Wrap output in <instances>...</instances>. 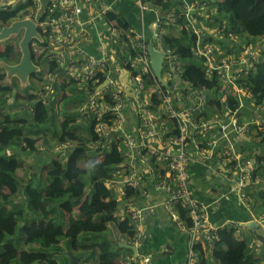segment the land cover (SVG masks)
Here are the masks:
<instances>
[{"label":"built area","instance_id":"1","mask_svg":"<svg viewBox=\"0 0 264 264\" xmlns=\"http://www.w3.org/2000/svg\"><path fill=\"white\" fill-rule=\"evenodd\" d=\"M164 1L0 0V11L16 10L35 23L39 37H33L32 46L42 55L40 63L46 61L44 90L27 100L26 107L33 110L35 102L50 104L56 86L76 85L88 97L78 110L93 121L98 136L88 147L101 152L99 160L113 147L123 157L104 182L120 199L127 197L128 188L139 193L117 212L121 219L129 217L135 227L132 241L122 243L136 245L137 255L131 252L123 264H155L154 256L139 247L143 218L159 206L169 212L186 239L181 264H198V246L205 252L211 249L219 240L220 228L232 229L244 239L241 231L246 221L213 223L209 209L233 198L255 217L257 203L250 193L264 190V150L257 144L264 136V112L255 104L249 83L264 51V34L259 36L260 46L238 39L225 19L218 20V0L214 7L209 5L211 0H176L167 13ZM133 6L135 19L129 14ZM110 12H122L132 26L120 28L118 20L107 17ZM165 25L189 31L194 37L193 56L207 77L216 75L215 84L184 78L189 61L163 44ZM131 43L139 49L136 55L129 49ZM149 43L163 53L160 77L151 66ZM72 145L66 140L53 151L63 152ZM196 169L204 173V184L216 191L207 193V201L195 184ZM158 195L162 202H153ZM180 209L188 212L190 225ZM258 223L264 226L263 218Z\"/></svg>","mask_w":264,"mask_h":264},{"label":"trees","instance_id":"2","mask_svg":"<svg viewBox=\"0 0 264 264\" xmlns=\"http://www.w3.org/2000/svg\"><path fill=\"white\" fill-rule=\"evenodd\" d=\"M211 1L209 5L214 7L216 0ZM176 5V0L164 1L163 12L167 13ZM217 6L218 20L225 19L238 39L245 44L249 42L254 46L261 45L254 38L264 34V0H218ZM177 12H180L179 8ZM162 16L163 19H168L165 15ZM107 17L118 20L120 28L132 26L122 12L120 14L110 12ZM22 18L24 15H19L16 10L0 11V30L12 21ZM179 18V22L184 26L182 16ZM165 29L163 44L176 49L182 59L189 61L183 73L184 78L195 84L208 86L215 84L216 75L207 77L201 63L193 56L194 37L188 33L189 31L185 27L182 29L172 25H165ZM22 36L12 43L0 42V47L3 46L0 48V61L10 64L20 61L22 53L19 42ZM30 49L34 62L40 65L42 55L34 52L32 42ZM129 49L133 55L139 50L136 43L129 44ZM119 54L121 59L126 58L124 54ZM49 72H53V67ZM45 74V71L39 70L29 77L31 79L39 77L42 80L39 89L41 92L44 90L42 88ZM6 75L5 72H0V94L13 96L16 85L6 84ZM249 83L255 104L261 106L264 112V51L260 53V61L255 73L250 76ZM67 89L72 95H63L66 110L59 131L52 126L55 100L48 105L36 102L33 110L27 108V111L32 113L34 122L26 127V133L23 127L17 126L25 122L19 114L16 115L17 118L9 113L0 114V264H70L69 252L79 259L77 264H123L111 249L106 231L112 226L126 237V241L131 242L134 238V224L129 217L121 219L117 212L122 203L130 201V198L138 196L139 193L128 188L127 197L120 199L104 183L107 178L112 177L123 157L120 151L113 147L105 150L103 159L99 160L101 152L88 147V142L98 139L93 121L78 110L88 97L74 84H63L58 92ZM26 91L29 99L35 96L27 89ZM72 91H75L74 94ZM79 117L84 122L78 124ZM70 121L76 123L70 126ZM85 124L88 129L87 142L76 134L78 128L85 127ZM43 129H48L55 135L61 131L59 142L69 140L74 142V145L63 152L53 151L52 146L38 147L37 136ZM258 142L257 144L262 145L264 136ZM86 154L90 156L88 167L82 165ZM32 156L44 157L47 167L45 178L42 177V169L30 173L32 164L28 159ZM22 157L26 160H22ZM22 165L29 171L24 186L22 183L24 179L17 172ZM213 192L216 194L214 189ZM197 193L199 194V191ZM250 194L257 203L255 207L261 205L262 212L264 190H254V193ZM202 195L205 201L210 198L208 194ZM224 200L225 198L218 202ZM180 214L190 225L188 212L180 209ZM19 220L22 224L18 230ZM17 232L19 235L15 237ZM217 234L219 240L211 249H207L212 264H255L253 247L245 238L240 239L227 227L220 228ZM85 237L91 241L90 244L79 241ZM29 244L32 249L22 248ZM198 248L201 252L198 264H209L205 250L201 245ZM119 249L132 252L131 249L124 247Z\"/></svg>","mask_w":264,"mask_h":264},{"label":"crops","instance_id":"3","mask_svg":"<svg viewBox=\"0 0 264 264\" xmlns=\"http://www.w3.org/2000/svg\"><path fill=\"white\" fill-rule=\"evenodd\" d=\"M135 10L136 7L133 6L129 13L134 19ZM28 162L32 164V171H30V173H35L37 169H42L43 175L46 173V170H44L46 164L44 157L32 156L28 159ZM195 172L194 181L197 186L202 188V193L207 194L210 193V191H213L208 185L204 184V173L199 174L197 169ZM149 200L153 201L154 198H149ZM162 200V196L158 195L153 202H162ZM244 219H246L244 211L238 207L232 199H225L224 201L218 202L214 207L209 209V220L213 223L215 221L224 222L226 220L243 221ZM143 229L144 237L143 244L139 247L140 251L152 254L154 256L155 264L182 263L186 251V239L171 219L169 212L163 206L155 208L153 214H147L144 216ZM247 229L255 238V240L248 241L249 245L253 247V256L255 258L264 257V243L259 242V237L256 232H252L249 228ZM111 230V233L106 234V238L112 242L110 246L111 249L116 255H120L119 258L123 261L124 257L130 254L127 251L119 249L123 247L121 246L122 242H127L125 239L126 237L112 227ZM108 231L110 232L109 229H107L106 232ZM241 236L247 240L244 232H241ZM69 255L71 262V257L74 255H72L71 252H69ZM206 256H208V252H206Z\"/></svg>","mask_w":264,"mask_h":264},{"label":"rangeland","instance_id":"4","mask_svg":"<svg viewBox=\"0 0 264 264\" xmlns=\"http://www.w3.org/2000/svg\"><path fill=\"white\" fill-rule=\"evenodd\" d=\"M23 35V31H21V33L17 34L15 36V34H11L10 35V38L6 39L5 41H1V42H7V41H11L10 43L12 42H15L16 39H18L20 36ZM3 47V46H2ZM0 47V48H2ZM7 65L8 62L6 61H0V72H5L7 75H6V79H5V83L6 84H15L16 85V88H15V91H14V95L13 96H5L6 94H0V114H5V113H9L10 115H13L17 118V114L20 115L21 118L24 119L25 122H23L22 124L20 125H17V126H21L23 127V129H25V133H26V127L29 126V124L33 123V118H32V113L27 111V107H26V104H25V99L28 98L27 96V91L26 89L29 91V93H39V89L41 88V85H42V80H40L39 77H36L34 79H31V78H28V80L26 81H20L17 77L18 76H14V75H11L7 69ZM45 65H46V61L45 60H42V62L40 63V67L38 69H41L42 71H45ZM43 79V78H42ZM67 92L68 93H64L65 95H72V93L67 89ZM73 94L75 91H72ZM64 94H62L61 92H58V94L55 96V99H59V101L55 102L54 105H53V111H52V115L54 117L53 119V125L54 128L57 129V131H59V129L61 128V124L62 122L64 121V112L66 110L65 108V96H63ZM54 99V100H55ZM77 123H82L84 122V120L79 117V119H77ZM76 122L75 121H70L69 122V125L72 126L74 125ZM86 126H80L78 128V130L76 131V134L79 135V137H81L82 139H85V141L87 142L89 140L88 138V132H87V124H85ZM61 132V131H60ZM60 132L58 133V135H55L53 132H51L50 130L48 129H43L40 131V134L37 136L38 138V147H42V148H48L50 146L54 147L55 145H59L61 143H65L64 142H59V135H60ZM263 142V141H261ZM262 146H263V150H264V143H262ZM90 155V154H89ZM25 159V157H22V160ZM26 160V159H25ZM82 165L84 167H88V161H90V156H88V154L85 155L84 159L82 160ZM45 170H47V167L44 168ZM18 175L24 179V181H22L23 183V186L25 185V181L27 179V176H29V171L26 170V166L25 165H22L19 170H18ZM44 173V172H43ZM46 176V173L43 175L42 174V177L45 178ZM226 199H232L233 198H226ZM20 206V205H19ZM242 213V212H241ZM255 214V217H251L248 212L244 211V215L246 216V218H250V220L254 219L256 220L257 222L259 220H261V218H263L264 220V207H262V212H261V205H259V207L257 208L256 207V212L254 213ZM262 214V215H261ZM261 215V216H260ZM261 217V218H260ZM21 224H22V221L19 220V224H18V230L20 229L21 227ZM111 227L112 226H109V230L110 232H106V234L108 233H111ZM115 229V228H114ZM116 230V229H115ZM241 232H244V235L245 237L247 238V241H250V240H255L254 236L251 235V232L245 227L242 229ZM252 232H259L261 233V236L263 238H258L259 241H263L264 242V226H261V227H258V228H254V230ZM113 233V232H112ZM19 233L17 232V234L15 235V237H18ZM105 238V237H104ZM88 238L85 237L83 240L80 239L79 241H81V243L83 244H90L91 241L90 240H87ZM110 241V240H109ZM112 243V242H111ZM115 243V241H114ZM22 248L26 249V250H30L32 249L31 245H25V246H22ZM120 255H117V259L120 260L121 258H119ZM254 260H255V264H264V257L262 258H255L253 257ZM207 259H208V262L209 264H212V261L211 259L209 258V255L207 256Z\"/></svg>","mask_w":264,"mask_h":264},{"label":"water","instance_id":"5","mask_svg":"<svg viewBox=\"0 0 264 264\" xmlns=\"http://www.w3.org/2000/svg\"><path fill=\"white\" fill-rule=\"evenodd\" d=\"M24 28V34L19 42V47L22 53L21 59L18 63L14 65H7V69L11 75L18 74L22 79H27L32 72L37 71V66L33 62L32 52L30 49V43L33 37H39L35 23L32 20H20L14 22L11 26L5 27L0 32V40H4L10 37L11 34L19 33V31ZM148 53L150 57L151 66L154 69L156 75L160 77L161 69L163 64V53L154 48L152 44H148ZM24 70L26 72L25 78H23L19 71ZM245 226L251 229L259 227V223L252 219L245 222ZM259 234V233H258ZM257 234V235H258ZM263 238L262 236H258ZM121 246L129 248L133 251L134 256L137 255V247L134 244L122 243ZM79 259L75 256L71 257L70 264H77Z\"/></svg>","mask_w":264,"mask_h":264},{"label":"clouds","instance_id":"6","mask_svg":"<svg viewBox=\"0 0 264 264\" xmlns=\"http://www.w3.org/2000/svg\"><path fill=\"white\" fill-rule=\"evenodd\" d=\"M20 20H27V19H24V18H22V19H17V20H14V21H12L9 25H7V26H3V28H5V27H9V26H11L14 22H16V21H20ZM2 28V29H3ZM1 29V30H2ZM24 28H22L20 31H19V33H21V31H23V34H24ZM1 32V31H0ZM19 33H14L15 34V36L17 35V34H19ZM23 37V36H22ZM10 38V37H9ZM8 39V38H7ZM257 42H259L260 43V39H259V36H257V37H255L254 38ZM6 39H4V40H0V42L1 41H5ZM32 42V41H31ZM33 62H34V60H33ZM9 65H14V63L13 64H10V63H8ZM16 64V63H15ZM34 64L37 66V71H39V70H41V69H39L38 70V68L40 67L39 65H37L35 62H34ZM153 69V68H152ZM154 70V69H153ZM37 71H35V72H37ZM155 72V71H154ZM33 73V72H32ZM31 73V74H32ZM30 74V75H31ZM14 76H18L17 78L20 80V81H26V80H28V78L30 77V75H29V77L26 79V80H24V79H22L18 74H13ZM161 76V75H160ZM158 77V76H157ZM63 85V84H62ZM66 85V84H65ZM61 86V85H60ZM60 86H56V92H55V96L58 94V91L60 90ZM62 94H64V93H68L67 92V90L66 91H62L61 92ZM35 94V96L37 95V93H34ZM35 96L33 97V98H35ZM32 98V99H33ZM32 99H29V98H27V99H25V104H26V101L27 100H32ZM55 99V98H54ZM54 99L52 100V101H54ZM56 100H57V102L59 101V99H55V102H56ZM51 101V102H52ZM36 103V102H35ZM37 103H39V102H37ZM34 105V104H33ZM34 108V107H33ZM22 198V197H21ZM246 219H248V218H246ZM246 219H244L243 221H248V220H246ZM250 220V219H249ZM246 228H248V227H246ZM257 234L259 233V232H256ZM257 236H261V233H259ZM260 243L261 242H263V241H259ZM264 243V242H263ZM125 248V247H124ZM127 249H129V248H127ZM133 252V251H132ZM125 258V257H124Z\"/></svg>","mask_w":264,"mask_h":264},{"label":"bare ground","instance_id":"7","mask_svg":"<svg viewBox=\"0 0 264 264\" xmlns=\"http://www.w3.org/2000/svg\"><path fill=\"white\" fill-rule=\"evenodd\" d=\"M19 73L23 78H25L26 72L24 70H20Z\"/></svg>","mask_w":264,"mask_h":264}]
</instances>
